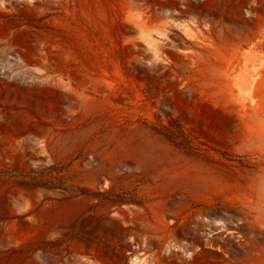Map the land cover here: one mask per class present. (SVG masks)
Wrapping results in <instances>:
<instances>
[{
    "label": "rangeland",
    "instance_id": "rangeland-1",
    "mask_svg": "<svg viewBox=\"0 0 264 264\" xmlns=\"http://www.w3.org/2000/svg\"><path fill=\"white\" fill-rule=\"evenodd\" d=\"M3 2L0 264H264V0Z\"/></svg>",
    "mask_w": 264,
    "mask_h": 264
},
{
    "label": "built area",
    "instance_id": "built-area-1",
    "mask_svg": "<svg viewBox=\"0 0 264 264\" xmlns=\"http://www.w3.org/2000/svg\"><path fill=\"white\" fill-rule=\"evenodd\" d=\"M0 4L2 6H5L3 0H0ZM2 40H3V45L0 46V82H5V80L14 79V76H13L14 72L10 70L9 67L7 70H5V63L7 62L9 58L11 57L16 58L21 66L24 67V65H23V62L21 61L22 56L21 54H19V52L16 51L15 54H11L8 52L5 55V35L2 37Z\"/></svg>",
    "mask_w": 264,
    "mask_h": 264
},
{
    "label": "bare ground",
    "instance_id": "bare-ground-1",
    "mask_svg": "<svg viewBox=\"0 0 264 264\" xmlns=\"http://www.w3.org/2000/svg\"><path fill=\"white\" fill-rule=\"evenodd\" d=\"M222 209V208H221ZM219 218V217H218ZM172 220V219H171ZM213 224H212V230H213V232H214V230H221V228H223L222 226H221V222H220V220H216V221H213L212 222ZM227 223V222H226ZM229 223V222H228ZM227 223V224H228ZM209 224H211V223H209ZM223 225H225V224H223ZM182 230V229H181ZM193 230V229H192ZM226 230H227V232H229V231H232L233 229H232V227L231 226H226ZM230 234H231V232H230ZM212 237V236H211ZM203 238V237H202ZM214 238V237H213ZM197 240H200L198 237L196 238Z\"/></svg>",
    "mask_w": 264,
    "mask_h": 264
}]
</instances>
